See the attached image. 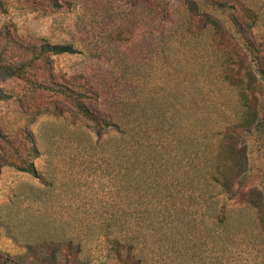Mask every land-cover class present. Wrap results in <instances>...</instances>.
<instances>
[{"label": "rangeland", "instance_id": "obj_1", "mask_svg": "<svg viewBox=\"0 0 264 264\" xmlns=\"http://www.w3.org/2000/svg\"><path fill=\"white\" fill-rule=\"evenodd\" d=\"M8 2L0 29L13 24L25 38L72 45L75 53L53 57L56 74L87 77L104 110L140 126L143 150L117 147L115 131L100 142L71 114L38 116L45 99L26 97L23 82L0 83V128L31 133L40 152L33 158L39 178L0 169V251L20 255L30 245L74 241L83 261L100 264L110 260L111 240L130 235L139 238L143 264H264L253 216L234 203L230 231L211 234L180 220L187 213L209 225L223 205L222 197L209 207L195 174L198 126L205 117L210 127L222 125L239 112L206 42L186 33L180 0L167 23L128 0H60L59 9ZM250 2L264 15V0ZM262 164L251 151L255 174Z\"/></svg>", "mask_w": 264, "mask_h": 264}, {"label": "trees", "instance_id": "obj_2", "mask_svg": "<svg viewBox=\"0 0 264 264\" xmlns=\"http://www.w3.org/2000/svg\"><path fill=\"white\" fill-rule=\"evenodd\" d=\"M8 1L0 0L1 10L6 9ZM17 1L29 7L61 8L60 0ZM174 1L128 0V4L145 10L155 21L167 23L173 16ZM180 2L186 33L193 40L206 42L216 59L221 81L236 93L239 106L233 121L210 127L211 118L205 117L198 126L199 164L195 174L205 188L203 199L209 207L222 197L223 205L215 210L209 225L193 220L187 213L180 220L191 227L203 225L211 234L219 229L228 231L234 212L229 205L234 203L242 216L252 214L258 239L264 244V167L262 164L256 174L250 167L251 151L264 161V15L250 0ZM75 52L72 45L25 38L9 24L0 29V83L23 82L28 88L26 97L45 99L38 116L66 118L71 114L87 123L100 142L111 140L115 131L117 147L128 154L143 150L137 132L140 126L131 123L127 114L119 116L104 110L100 89L87 77L68 81L56 74L53 57ZM39 153L31 133L23 131L13 136L0 128V169L12 165L39 178L33 163ZM138 240L130 235L111 240L110 260L100 264H143ZM81 253V245L74 241H46L28 246L20 255L0 251V264H89L81 259Z\"/></svg>", "mask_w": 264, "mask_h": 264}]
</instances>
